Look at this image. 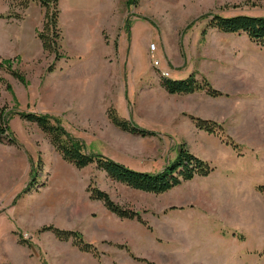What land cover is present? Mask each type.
I'll use <instances>...</instances> for the list:
<instances>
[{
  "label": "rangeland",
  "instance_id": "obj_1",
  "mask_svg": "<svg viewBox=\"0 0 264 264\" xmlns=\"http://www.w3.org/2000/svg\"><path fill=\"white\" fill-rule=\"evenodd\" d=\"M26 1L0 0V110L17 140L0 144V264H264V194L246 189L264 185V57L237 61L246 34L211 26L217 15L264 16V0H60L55 53L39 37L47 8ZM163 71L195 72L224 97L171 93ZM247 92L263 96L233 98ZM110 108L150 134L118 128ZM30 112L57 118L87 152L138 170L159 171L182 150L213 170L164 193L141 191L96 163L64 160L21 116ZM191 116L223 130L209 133ZM90 185L143 221L111 212ZM45 226L79 231L98 254Z\"/></svg>",
  "mask_w": 264,
  "mask_h": 264
},
{
  "label": "trees",
  "instance_id": "obj_2",
  "mask_svg": "<svg viewBox=\"0 0 264 264\" xmlns=\"http://www.w3.org/2000/svg\"><path fill=\"white\" fill-rule=\"evenodd\" d=\"M38 1L47 8L45 30L39 33V37L42 40L45 51L55 53L60 38L58 25L60 0ZM28 4L29 0L25 2L26 6ZM211 26L224 33H245L253 42L264 47V16L247 14L233 16L217 15L213 18ZM56 59H60L59 53L56 55ZM161 81L162 85L171 93L190 94L197 91H205L213 97L222 96V93L216 90L207 80L200 82L195 72L184 79L163 77ZM107 113L110 120L124 131L143 136L150 134V132L141 128L138 124L132 123L129 119L120 116L113 108H110ZM5 114L0 110V144L6 141L17 143L13 130L9 125V119ZM21 116L31 122L37 123L64 160L74 164L78 168H84L91 163H96L97 167L104 170L111 179L141 191L157 194L164 193L181 185L184 181L194 179L196 175L207 176L213 170V167L207 161L185 150H182L174 161L169 162L159 171L148 172L138 170L104 154L87 152L81 141L66 130L61 121L51 114L30 112L22 113ZM191 119L199 128L209 133L223 130V126L215 121L203 120L194 116H191ZM228 143L234 149L240 147L234 140H230ZM31 186L32 184L27 189H30ZM257 188L264 194L263 184L258 185ZM88 191L91 194V198L101 200L117 216L143 221L140 212L125 208V206L114 201L106 191L91 185ZM42 230L53 232L60 240H72L82 251L98 254V249L92 243L87 242L79 231L61 229L55 226H45Z\"/></svg>",
  "mask_w": 264,
  "mask_h": 264
},
{
  "label": "crops",
  "instance_id": "obj_3",
  "mask_svg": "<svg viewBox=\"0 0 264 264\" xmlns=\"http://www.w3.org/2000/svg\"><path fill=\"white\" fill-rule=\"evenodd\" d=\"M235 34V33H234ZM246 36V39H247V41H248V47L247 48H243V50L245 51V52H241V53H239V55L241 56V57H239V58H237V61H239L241 58H243L242 57V55L244 56V55H246V54H249V53H252V54H256V55H261L260 57H264V47H262V46H260V45H258V44H256L255 42H253L248 36H247V34L245 35ZM169 77H171V73L169 74ZM201 93H204L203 95H205V96H210V95H208L205 91H197V92H194V93H190V94H192V95H198V94H201ZM261 96H259V94L258 93H256V92H247V93H243L242 95H239V96H234L233 98H238V99H241V100H257V99H259L260 97L262 98V96H263V94H260ZM232 96V95H231ZM231 96H228V97H231ZM212 98H216V97H213V96H211ZM220 97H224V96H219L218 98H220ZM225 97H227V96H225ZM242 152H244V151H242ZM240 156H236L235 158H236V160H238V158H239ZM246 157V156H245ZM245 157L243 158V159H245ZM228 172H230V171H227V173H225V174H223V173H221V176L222 177H225L226 178V180H228V174H232V173H228ZM244 178L242 177V179H243V181L246 183V181H249L250 180V177H249V173H248V170H244ZM232 175H234V174H232ZM254 187H255V184H254V186H253V184L251 183V180H250V182L247 184V192H248V195H250V196H252V195H257V197H259V198H261V194H260V191L259 192H256V190L254 189ZM235 225V224H234ZM236 227H237V225H235ZM236 229V228H235ZM241 229L242 230H244V229H246V227H244V226H242L241 227ZM237 230V229H236Z\"/></svg>",
  "mask_w": 264,
  "mask_h": 264
},
{
  "label": "built area",
  "instance_id": "obj_4",
  "mask_svg": "<svg viewBox=\"0 0 264 264\" xmlns=\"http://www.w3.org/2000/svg\"><path fill=\"white\" fill-rule=\"evenodd\" d=\"M156 65H159V64H156ZM162 74H163L164 77H168L169 76V72H166V71H163Z\"/></svg>",
  "mask_w": 264,
  "mask_h": 264
}]
</instances>
